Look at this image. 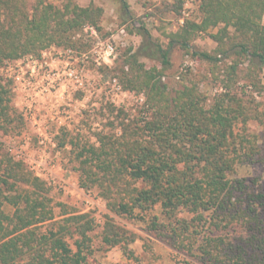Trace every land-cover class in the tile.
<instances>
[{
	"label": "trees",
	"instance_id": "trees-1",
	"mask_svg": "<svg viewBox=\"0 0 264 264\" xmlns=\"http://www.w3.org/2000/svg\"><path fill=\"white\" fill-rule=\"evenodd\" d=\"M119 2L128 8L127 0ZM178 3L173 10L181 15L185 0ZM200 12L202 21L185 19L170 35L169 47L179 46L209 63L222 91L209 102L200 89L201 77H182L183 88L171 96L160 83L171 67L170 49L144 27L138 29L142 56L161 68H147L135 53L127 59L128 69L122 67L116 76L125 90L145 95L148 116L142 124L122 122L121 133L98 135L97 143L72 138L75 170L81 188L96 189L112 214L146 224L199 264H264V187L238 177L243 163L256 155L264 160V153L236 131L261 113L235 90L245 62L249 86L255 92L263 89L264 0H200ZM103 15V8L82 7L76 0H63L62 7L46 0L31 5L29 0H0V66L52 46L76 48L75 34L88 26L101 31ZM217 28L210 35L218 43L215 52L193 48L198 33ZM230 55L234 59L220 79V56ZM11 98V89L0 81V130L5 133L25 125ZM51 190L23 161L1 154L0 264H98L95 217L54 204ZM6 206L13 212L7 213ZM56 207L61 208L58 215ZM101 238L107 247L123 250L132 264H143L131 248L137 235L109 214Z\"/></svg>",
	"mask_w": 264,
	"mask_h": 264
},
{
	"label": "rangeland",
	"instance_id": "rangeland-1",
	"mask_svg": "<svg viewBox=\"0 0 264 264\" xmlns=\"http://www.w3.org/2000/svg\"><path fill=\"white\" fill-rule=\"evenodd\" d=\"M34 1L29 0V5ZM46 1L57 7L63 6V0ZM76 3L82 7L94 4L104 9L101 31L96 29L92 34L83 29L76 33L74 40L80 41L76 48L52 46L40 55H27L0 66V81L11 89V105L17 114H21L25 124L18 132L0 130V157L2 153H10L23 161L34 175L46 181L52 188L54 204H64L71 212L93 214L97 223L92 233L96 263L132 264L119 247L109 248L102 242L101 232L105 216L109 214L118 224L137 235L131 248L141 263L199 264L197 258L177 250L165 237L149 231L146 224L112 214L96 189L86 191L81 188L69 142L77 138L97 143L98 135L121 133L122 122L142 124L148 116L146 97L125 90L117 72L122 67L128 69L127 59L135 53L147 68H161L156 60L142 56L143 38L137 33L138 29L144 27L154 40L170 49V35L184 24L185 19L202 21L200 0H185L181 15L173 10L179 5L178 0H127L128 8H124L119 0H76ZM218 30L198 33L193 48L215 52L218 43L210 35ZM228 31L230 35L234 34L232 28ZM220 58L217 70L220 79H224L226 65L232 63L234 56ZM170 60L171 67L160 83L167 87L171 96L183 88L185 81L182 77H201L200 89L209 102L222 91L220 81L211 74L209 63L193 59L179 46L170 49ZM248 65L245 62L239 66L235 90L245 100L254 101L261 114L260 119H252L246 126L239 124L236 131L251 139L264 153V67L259 74L263 89L255 92L249 86ZM69 69L74 71L73 79L66 75ZM56 72L60 73V79L54 76ZM17 76L25 84L31 83L28 90L16 80ZM238 177L258 181L264 187V160L261 156L256 155L253 162L243 163ZM60 209L56 207L57 215ZM5 211L12 213L13 209L6 206Z\"/></svg>",
	"mask_w": 264,
	"mask_h": 264
},
{
	"label": "built area",
	"instance_id": "built-area-1",
	"mask_svg": "<svg viewBox=\"0 0 264 264\" xmlns=\"http://www.w3.org/2000/svg\"><path fill=\"white\" fill-rule=\"evenodd\" d=\"M84 30H85V32H87V33H88L89 31H90L92 34H95V33H96V29H95L94 27H90V26H88V27H86ZM6 65H7V64H6ZM66 75H67L68 77H71L70 79H73V78H74V71H73L72 69H69V70H67ZM54 76H58L57 78L60 79V73H59V72L54 73ZM16 80H17V81H21V83H23L25 90H28L29 86L31 85L30 82H27V84H25V83L21 80L20 76H17V77H16ZM58 85H60V83H58ZM28 93H29V92H28ZM28 95H30V93H29ZM28 95H26V96L28 97Z\"/></svg>",
	"mask_w": 264,
	"mask_h": 264
}]
</instances>
